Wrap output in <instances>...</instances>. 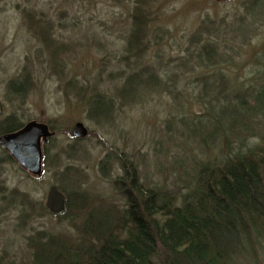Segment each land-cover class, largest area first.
<instances>
[{"label":"rangeland","instance_id":"rangeland-1","mask_svg":"<svg viewBox=\"0 0 264 264\" xmlns=\"http://www.w3.org/2000/svg\"><path fill=\"white\" fill-rule=\"evenodd\" d=\"M248 1L0 0V122L13 115L23 123L44 122L54 131L39 175L4 161L0 149V259L4 263L31 264L32 242L39 234L42 243L51 237L68 245L83 242L81 226L89 211L117 213L123 203L113 184L121 175L119 156L133 162L143 185L186 191L185 180L200 163L212 160L218 147L200 139L216 124L191 116L203 115L204 105L194 100L189 111H182L187 105L183 94L188 91L195 98L202 87L198 78L213 72L172 67L190 56L192 36L208 33L211 24L220 25L217 41H227L233 60V66L224 69L229 86L234 80L244 86L253 84L264 72L254 59L264 54V8L252 20L245 19ZM136 8L147 19L142 47L136 51L141 57H134L135 51L130 56L124 52ZM242 18L248 25L240 33L232 31ZM155 58L162 63L154 72L162 74L166 65L171 68L168 77L181 75L173 90H179L182 100L175 102L171 92L145 85H137L123 99L119 89L124 77L136 72L147 76L155 69ZM14 79L21 85L27 82L22 98L7 90ZM262 81L255 86L259 92L264 90ZM203 90L211 95L216 88L205 85ZM101 93L114 98L110 115L101 116V98L89 101ZM212 105V111L219 113L217 103ZM258 105L262 110L257 117L245 114L247 128L252 125L253 132L249 144L264 133V96ZM183 112V120L178 121ZM232 116L238 114L230 118L225 113L226 127ZM78 121L87 135L74 139L71 131ZM51 184L60 185L69 197L61 215H52L44 207ZM59 244L53 240L54 252Z\"/></svg>","mask_w":264,"mask_h":264},{"label":"trees","instance_id":"trees-1","mask_svg":"<svg viewBox=\"0 0 264 264\" xmlns=\"http://www.w3.org/2000/svg\"><path fill=\"white\" fill-rule=\"evenodd\" d=\"M246 3L249 5L245 19L252 20L264 8V0ZM132 17L133 26L124 52L130 56L135 51L134 57H141L136 51L142 47L146 13L136 8ZM243 20L237 21L232 31L240 33V28L248 25ZM211 25L212 28H207L208 33L190 38V56L172 68H199L213 72L198 78L202 87L195 98L188 91L183 94V105H187L178 111H189L194 100L204 105L203 115L191 116L196 121L205 118L216 124L200 137L203 143L210 142L218 147L216 156L196 166L193 175L185 180L186 191L180 193L143 185L133 162L119 156L121 175L113 181L123 201L119 211L113 215L89 211L81 226L83 242L78 241L74 245L52 237L42 243L39 234L32 242L31 264H264V133L255 143L249 144L247 139L253 133L252 125L248 130L245 122L246 113L257 117L262 110L258 103L260 96H264V90L259 92L255 86L261 80L264 84V72L249 86L236 80L229 86L230 80L224 69L233 66L232 55L227 50L226 40L217 41L222 34L221 26ZM254 56L255 63L264 68V54ZM161 58L154 59L157 60L153 63L155 69L147 76L142 77L136 72L124 77L119 89L123 99H128L137 85H145L154 91L171 92L174 98L176 96L175 102L182 100L178 98L181 95L179 90H173L181 75L171 73L168 77L166 73L171 68L166 65L162 74L154 72L158 71L157 65L161 69ZM26 84L24 81L21 85L14 79L8 83L7 90L22 98ZM205 85L215 86V92L207 95L203 90ZM97 98H101V116L110 115L114 98L101 93V96H91L89 101H97ZM213 102L217 103L219 113L218 110L212 111ZM184 112L178 121L183 120ZM226 112L229 117L238 114L232 116L227 127L223 124ZM22 125V121L10 115L0 122V134L17 130ZM190 134L192 137L193 131ZM1 159L13 161L5 151H2ZM58 188L66 196L65 213L69 197L65 189L60 185ZM79 204H83L82 201ZM53 240L60 242L55 252L53 248L57 246L53 245ZM0 264L10 263L0 259Z\"/></svg>","mask_w":264,"mask_h":264},{"label":"water","instance_id":"water-1","mask_svg":"<svg viewBox=\"0 0 264 264\" xmlns=\"http://www.w3.org/2000/svg\"><path fill=\"white\" fill-rule=\"evenodd\" d=\"M54 132L43 122L31 120L22 128L0 135V147L6 149L24 170L32 175L42 172V144H45ZM74 138H83L87 129L82 122H76L72 128ZM65 195L55 184L49 186L44 205L52 214L64 209Z\"/></svg>","mask_w":264,"mask_h":264}]
</instances>
